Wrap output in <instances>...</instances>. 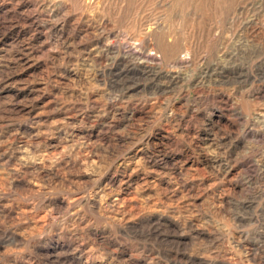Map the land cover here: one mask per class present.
Wrapping results in <instances>:
<instances>
[{
    "label": "rangeland",
    "instance_id": "374dc122",
    "mask_svg": "<svg viewBox=\"0 0 264 264\" xmlns=\"http://www.w3.org/2000/svg\"><path fill=\"white\" fill-rule=\"evenodd\" d=\"M0 264H264V0H0Z\"/></svg>",
    "mask_w": 264,
    "mask_h": 264
}]
</instances>
